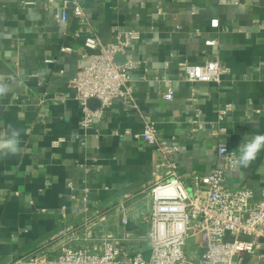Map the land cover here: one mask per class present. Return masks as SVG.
Segmentation results:
<instances>
[{"label": "crops", "instance_id": "obj_1", "mask_svg": "<svg viewBox=\"0 0 264 264\" xmlns=\"http://www.w3.org/2000/svg\"><path fill=\"white\" fill-rule=\"evenodd\" d=\"M62 2L0 0V75L20 82L0 99V132L8 124L20 129L22 149L0 157V264L61 243L89 227L90 219L103 233L145 229L138 220L149 208L148 188L165 174L154 146L140 137L144 120L178 146L174 159L190 191L193 176L224 167L219 142L234 151L247 135L264 133V0H81L83 17L69 4L66 20L59 21ZM130 29L139 38L115 60L139 61L128 82L137 107L115 98L98 122L83 127L70 86L88 62L83 38L93 34L111 43L118 31ZM208 39L216 44L206 45ZM208 58L228 69L220 83L186 81L184 64ZM168 90L170 100L163 97ZM225 104L231 110L218 123ZM98 106L96 100L90 105ZM224 178L229 190L248 188L258 201L264 150L248 168L226 170ZM119 205L128 208L126 225ZM98 209L103 220L94 215ZM239 238L257 248L234 261L264 264V238Z\"/></svg>", "mask_w": 264, "mask_h": 264}, {"label": "built area", "instance_id": "obj_2", "mask_svg": "<svg viewBox=\"0 0 264 264\" xmlns=\"http://www.w3.org/2000/svg\"><path fill=\"white\" fill-rule=\"evenodd\" d=\"M62 4L59 21L66 20L69 4L74 16L83 17L81 0H63ZM210 26L216 28L218 20H212ZM138 38L139 33L131 29L118 31L116 41L111 43H103L93 34L83 38L87 49L83 56L88 62L70 80L81 110L80 124L83 127L98 122L115 98L137 107L128 82L129 72L139 66V61L126 58L119 64L115 57L124 54L129 41ZM205 44L214 45L216 40L208 39ZM62 50L70 51L69 48ZM44 61L52 62L50 59ZM183 68L185 80L191 83L219 84L221 76L228 72L218 58H208L202 64L185 63ZM172 96L171 90L163 94L166 100ZM92 99L99 102L97 108L90 107ZM230 110V104L217 110L218 123ZM193 123L200 127L198 120ZM140 137L154 146L165 174L148 188L149 208L140 212L138 220V224L146 225L145 229L137 225L138 228L132 231L123 228L117 233H103L93 226L95 221L90 219L86 222L89 227L81 232H72L61 243L33 250L11 264H241L234 261L236 255L253 253L257 248L255 242L241 240L239 236L255 240L264 238V187L260 199L254 202L250 189L229 190L225 186L224 172L237 168L234 163L237 154L224 142H219L216 154L224 162V167L193 176L196 185L190 191L184 185L174 159L178 146L159 138L156 126L149 120L143 121ZM127 209L122 205L118 207L122 225L129 221ZM94 215L104 219L99 209L94 211ZM227 234L232 236V240H227Z\"/></svg>", "mask_w": 264, "mask_h": 264}, {"label": "clouds", "instance_id": "obj_3", "mask_svg": "<svg viewBox=\"0 0 264 264\" xmlns=\"http://www.w3.org/2000/svg\"><path fill=\"white\" fill-rule=\"evenodd\" d=\"M20 82L13 79L11 83L6 82L0 75V99L6 97L13 88V85L19 86ZM21 130L8 124L7 131L0 132V157L19 154L22 149ZM264 150V133H257L252 136H246L234 150L237 153L234 163L240 168H248L258 157V154Z\"/></svg>", "mask_w": 264, "mask_h": 264}, {"label": "water", "instance_id": "obj_4", "mask_svg": "<svg viewBox=\"0 0 264 264\" xmlns=\"http://www.w3.org/2000/svg\"><path fill=\"white\" fill-rule=\"evenodd\" d=\"M93 102H95L94 99L90 100V101H89V105H91Z\"/></svg>", "mask_w": 264, "mask_h": 264}, {"label": "rangeland", "instance_id": "obj_5", "mask_svg": "<svg viewBox=\"0 0 264 264\" xmlns=\"http://www.w3.org/2000/svg\"><path fill=\"white\" fill-rule=\"evenodd\" d=\"M147 205V204H146ZM149 207V204H148V206H147V208Z\"/></svg>", "mask_w": 264, "mask_h": 264}]
</instances>
